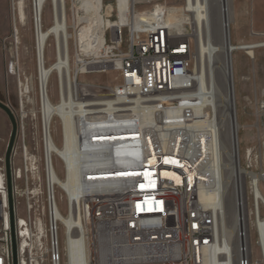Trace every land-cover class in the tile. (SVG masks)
I'll use <instances>...</instances> for the list:
<instances>
[{
	"label": "built area",
	"instance_id": "built-area-1",
	"mask_svg": "<svg viewBox=\"0 0 264 264\" xmlns=\"http://www.w3.org/2000/svg\"><path fill=\"white\" fill-rule=\"evenodd\" d=\"M167 1L174 0H101L105 22L85 29L82 45L76 44L73 36L78 13L97 0H64L60 4L59 12L65 15L64 26L69 32L66 40L71 76L80 84L82 75L114 74L111 84L86 82L94 86L91 94L97 100L94 107H98V115L86 113L78 121L77 141L98 149L122 147L119 130L111 127V123H106L102 146L94 145V136L82 134V127L93 126L98 132V123H104L103 107L108 95H115V100L126 104L127 94L138 93L141 107L129 112L133 132L139 134V147L124 150L119 163L115 159L108 165L84 167L81 181L85 191L77 198H67L66 204V192H57L59 188L49 184L51 159L44 156L42 149V126V177L39 156L30 153L24 141L20 153L22 164L14 163L17 156L14 144L10 166L15 199L16 264H68L67 238H85L84 264H206L205 251L216 245L214 215L198 209L194 181L190 183L185 173H180V183L162 174L163 169H174L168 157L180 162L187 159L190 148L195 156L198 150L194 139L198 131L191 125L190 108L176 110L188 100L187 92L191 89L192 37L188 33L178 36L170 33L165 21ZM159 4L163 6L150 13ZM46 6L53 11V0H44L43 12ZM30 8L35 28V15L40 11L36 0H30ZM109 20L112 22L108 23ZM53 75L58 83L56 70L49 79ZM145 112H152L155 118L152 132L139 127V118H144ZM163 146L166 150H162ZM243 154V166L253 170L259 154L254 147L245 149ZM245 180V203L248 212L257 216L255 185L249 177ZM104 183L112 187L98 192L96 186ZM21 186L36 196L25 205L23 216L19 215L16 202ZM6 190L5 160L0 155V264H12L9 210L3 202ZM63 197L64 208L60 204ZM57 206L64 215L71 214L69 226L59 217ZM109 237L118 241L116 246L109 245ZM241 237L244 234L238 230L233 263L253 264Z\"/></svg>",
	"mask_w": 264,
	"mask_h": 264
},
{
	"label": "bare ground",
	"instance_id": "bare-ground-1",
	"mask_svg": "<svg viewBox=\"0 0 264 264\" xmlns=\"http://www.w3.org/2000/svg\"><path fill=\"white\" fill-rule=\"evenodd\" d=\"M174 1L178 3L172 5L166 2L164 4L167 9L165 21L170 33L174 36L188 33L196 40L198 63L192 70L191 89L187 92L188 100L178 105L176 110L181 111L186 106L190 108V112L193 114L191 125L195 131H198L197 135H194L198 150L195 156L193 149L190 148L187 151V159H180V162L174 159L175 157H168L167 160L171 165H174L172 168L175 170L163 169L162 174L176 183H180L182 181L181 174L185 173L190 183L194 181V190L197 195L195 204L198 209L208 210L214 215L216 245L211 250L205 251L206 264H234L238 230L244 234L241 241L244 240L248 247L247 231H251L253 228L255 232L254 245L259 251V258H252L253 264H264V191L262 189L264 170L247 169L241 163L237 135L240 125L237 121L235 105L232 58V53L240 50H244V53L252 58L254 49L264 46V42L255 44L231 42L230 25L233 22V0ZM43 2L44 0H36L40 11L39 15H35V28H33L34 49L37 58L38 113L44 132L42 149H45L44 156L51 159L49 184L54 186L53 188H59L60 191L66 192V204H68L67 198H77L79 193L85 191V185L81 181V170L84 167L108 165L115 159L119 163L124 150L138 149L139 134L133 132L129 111L141 107V95L138 93L127 94L126 104H120V101L115 100V95H108L103 107L104 123H98V132L96 133L93 126L82 127V134L94 136V145L102 146V140H105V133H107L106 123H111V127H116L119 130V141H121L122 147L98 149L93 145L82 143L81 140L77 141L78 121L86 113L88 116L98 115V107H94V102L97 100L91 94L94 86L84 81H80L78 84L69 72L71 64L68 60L66 40L69 32L64 26L65 15L59 12L60 4H63L64 0H53L54 9L53 11L51 9L50 14L51 24L47 27L43 25ZM91 5V9L94 7L93 11L88 8L82 9L81 13H78L79 19L73 34L75 43L78 45H82L85 29L105 22L101 14V0H97V3L93 2ZM160 6L163 5L159 4L157 7L151 8L150 13ZM12 7L11 27L15 40H17L15 43L18 44V25L26 24L24 0H18L16 3L13 1ZM84 11L90 13L82 14ZM107 22L111 23L112 21ZM50 38L54 45L55 59L47 64L45 52L49 46ZM16 65L17 63L13 62L10 69ZM55 70L59 74V80L58 83L56 82L57 100L53 101L49 89V76ZM19 83L21 99L24 95L33 103V100L28 96V93L33 90V81L31 80V83H27L25 86L21 81ZM22 108L23 103L21 102V117H24L25 112ZM55 118L59 120L61 143H57L55 139L57 129H54L55 133L52 132V123ZM154 126L155 118H153L152 112H145L144 118H139L141 130L152 132ZM162 150H166V146H163ZM55 159L60 160L63 165L62 176L58 174L52 164ZM246 177H249L255 185L257 216L245 210L244 182ZM111 187L112 184L104 183L97 185L95 189L102 192ZM3 202L4 205H8L7 190L4 192ZM57 210L61 220L69 226L71 214L64 215L58 206ZM19 220L22 221V218L19 217ZM6 222H8L7 213ZM82 234V236L85 234L83 229ZM94 239L99 238L94 236ZM63 240L62 237V243ZM107 241L111 246H116L118 243L112 237L107 238ZM65 247L68 264H84L85 238L76 240L67 238ZM249 253L251 254L250 250Z\"/></svg>",
	"mask_w": 264,
	"mask_h": 264
},
{
	"label": "rangeland",
	"instance_id": "rangeland-1",
	"mask_svg": "<svg viewBox=\"0 0 264 264\" xmlns=\"http://www.w3.org/2000/svg\"><path fill=\"white\" fill-rule=\"evenodd\" d=\"M13 1L0 0V101L7 104L14 113L18 130L14 144L17 148L15 164H22L21 146L22 141L30 153L37 155L39 160V175L42 177L41 168V122L38 113V89L36 82V52L34 49V26L30 0H24L26 24L18 25V44L15 43V35L11 27L13 13ZM168 4H177L176 1H167ZM234 21L230 25L231 42L243 44H255L264 42V0H233ZM51 10L48 6L44 8L43 25L51 24ZM12 35V36H11ZM192 37V36H191ZM45 52L47 64L54 60V45L49 39ZM193 64L192 70L197 66L196 40L192 37ZM233 58V80L235 92V105L239 130L237 132L241 163L244 165L243 152L248 147H254L259 154L258 160L253 166L254 171L264 170V46L254 49V56L251 58L244 53V50L234 51ZM17 65L11 68V64ZM10 72V73H9ZM114 74H91L80 76L81 81L89 83L111 84ZM33 81V90L28 93L29 98L20 95V83L26 85ZM50 95L56 101V78L53 75L49 82ZM81 92V91H80ZM79 92V93H80ZM78 93V95H79ZM22 100V101H21ZM21 102L25 116L21 117ZM32 107V108H31ZM20 115V116H19ZM33 117V118H32ZM57 129V132H54ZM11 131V123L7 116L0 110V155H5L6 146ZM52 132L55 133L57 143H61L59 120L54 119ZM240 158V157H239ZM55 169L60 176L63 175V165L60 160H53ZM22 187V186H21ZM20 187V195L16 196L19 215L23 216L25 205L35 199L36 196L27 194L24 188ZM32 189L29 187V190ZM44 186L41 185L43 192ZM264 191V182H262ZM57 192L61 191L58 189ZM39 193V192H38ZM64 208V197L60 200ZM245 210L248 206L245 203ZM264 215V211H263ZM247 231V230H246ZM254 228L247 231V245L253 259L259 258V251L254 245Z\"/></svg>",
	"mask_w": 264,
	"mask_h": 264
},
{
	"label": "water",
	"instance_id": "water-1",
	"mask_svg": "<svg viewBox=\"0 0 264 264\" xmlns=\"http://www.w3.org/2000/svg\"><path fill=\"white\" fill-rule=\"evenodd\" d=\"M0 110L4 112L11 123V131L9 134V140L6 146L4 160H5V174H6V187H7V201L9 210V225H10V238H11V254H12V264L17 262V241H16V231H15V199L13 193V182L12 173L10 167V159L12 148L17 136L18 123L17 119L10 109V107L0 101Z\"/></svg>",
	"mask_w": 264,
	"mask_h": 264
},
{
	"label": "crops",
	"instance_id": "crops-1",
	"mask_svg": "<svg viewBox=\"0 0 264 264\" xmlns=\"http://www.w3.org/2000/svg\"><path fill=\"white\" fill-rule=\"evenodd\" d=\"M233 21H234V6H233ZM254 56V55H253Z\"/></svg>",
	"mask_w": 264,
	"mask_h": 264
},
{
	"label": "flooded vegetation",
	"instance_id": "flooded-vegetation-1",
	"mask_svg": "<svg viewBox=\"0 0 264 264\" xmlns=\"http://www.w3.org/2000/svg\"><path fill=\"white\" fill-rule=\"evenodd\" d=\"M2 111V110H1ZM3 112V111H2Z\"/></svg>",
	"mask_w": 264,
	"mask_h": 264
}]
</instances>
